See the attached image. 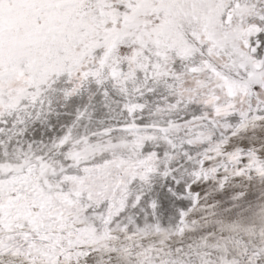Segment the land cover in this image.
<instances>
[{
  "label": "snow or ice",
  "instance_id": "obj_1",
  "mask_svg": "<svg viewBox=\"0 0 264 264\" xmlns=\"http://www.w3.org/2000/svg\"><path fill=\"white\" fill-rule=\"evenodd\" d=\"M0 264H264V0H0Z\"/></svg>",
  "mask_w": 264,
  "mask_h": 264
}]
</instances>
